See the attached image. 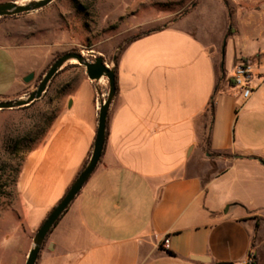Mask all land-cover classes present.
<instances>
[{"label": "crops", "instance_id": "1", "mask_svg": "<svg viewBox=\"0 0 264 264\" xmlns=\"http://www.w3.org/2000/svg\"><path fill=\"white\" fill-rule=\"evenodd\" d=\"M228 7L202 0L124 47L98 165L35 264H264V0ZM1 19L0 101L17 100L47 57L22 39L33 29ZM245 60L255 62L247 100L231 81ZM78 66L49 82L57 112L17 179L30 232L91 151L105 84Z\"/></svg>", "mask_w": 264, "mask_h": 264}, {"label": "rangeland", "instance_id": "2", "mask_svg": "<svg viewBox=\"0 0 264 264\" xmlns=\"http://www.w3.org/2000/svg\"><path fill=\"white\" fill-rule=\"evenodd\" d=\"M28 1L31 0H0V3L23 4ZM201 1L53 0L38 11L1 18L16 19L12 21L16 32L33 29L31 35L22 39L38 46L39 62L47 57L41 71L27 83L30 94L60 55L74 51L89 61L101 56L113 68L131 40L173 24ZM217 1L227 7L230 4V0ZM17 56L22 59L20 54ZM251 63L255 65V62ZM77 66L71 61L63 68ZM103 80L107 93L108 83ZM58 101L59 95L52 93L48 96L45 91L39 100L29 106L4 110L10 113L0 115V264H24L32 246L35 232L28 231L23 221L16 183L22 163L41 140L56 114ZM47 242L48 237L42 246ZM250 257L255 264L254 256Z\"/></svg>", "mask_w": 264, "mask_h": 264}, {"label": "water", "instance_id": "3", "mask_svg": "<svg viewBox=\"0 0 264 264\" xmlns=\"http://www.w3.org/2000/svg\"><path fill=\"white\" fill-rule=\"evenodd\" d=\"M52 1L53 0H31L23 4H18L16 2H2L0 3V18L38 11L50 4ZM71 61L76 62L77 65L84 68L85 74L91 82L97 83L100 80L106 79L108 83V91L106 93V98L101 102L99 107L97 127L88 162L73 180L64 196L58 201L54 208L51 209L36 230L32 239V246L24 264H35L42 244L44 243L48 233L55 227L56 222L60 220L61 216L76 198L98 165L105 143L107 113L116 91L115 70L114 67L110 68L101 56H97L93 61H89L80 53L74 51L67 52L60 55L52 63L42 79L39 81L38 85L30 94H28L27 97L17 100L0 101V111L19 109L29 106L42 97L49 82L66 63ZM33 77V74H29L24 81L29 82L33 79Z\"/></svg>", "mask_w": 264, "mask_h": 264}, {"label": "built area", "instance_id": "4", "mask_svg": "<svg viewBox=\"0 0 264 264\" xmlns=\"http://www.w3.org/2000/svg\"><path fill=\"white\" fill-rule=\"evenodd\" d=\"M254 78L253 66L250 60L240 61L233 68V82L234 87L238 90L241 98L247 100L253 89L251 88V82ZM103 97V96H102ZM160 248L162 250L169 249V238L164 237L161 241ZM253 260L250 256L246 257L243 260L236 261L233 264H252Z\"/></svg>", "mask_w": 264, "mask_h": 264}, {"label": "trees", "instance_id": "5", "mask_svg": "<svg viewBox=\"0 0 264 264\" xmlns=\"http://www.w3.org/2000/svg\"><path fill=\"white\" fill-rule=\"evenodd\" d=\"M230 33H231V29L228 31V35H229ZM57 58H58V57H57ZM117 61H118V59H116V61H115V63H114L115 74H116ZM231 81H232V84L234 85L233 79H232ZM212 109H213V102L210 103V114H212ZM92 147H93V143H92V146H91V151H92ZM91 151H90V153H89L88 159H89V157H90V155H91ZM88 159H87L86 162L84 163L83 167L87 164ZM83 167H82V169H83ZM82 169H81V170H82ZM81 170H80V171H81ZM80 171H79V172H80ZM79 172H78V174H79ZM78 174H77V175H78ZM77 175H76V176H77ZM75 178H76V177H75ZM67 190H68V189H67ZM65 193H66V192H65ZM53 208H54V207H53ZM68 208H69V207H68ZM67 210H68V209H67ZM67 210H66V211H67ZM66 211L64 212V214L66 213ZM64 214H63V215H64ZM63 215H62V216H63ZM62 216H61V218H62ZM61 218H60V219H61ZM58 221H59V220H58ZM57 223H58V222H56L55 226L57 225ZM51 231H52V230H50V232H51ZM50 232L48 233V235L50 234ZM48 235H47V237H48ZM47 237H46V238H47ZM42 247H43V246H42ZM42 247H41V249H42Z\"/></svg>", "mask_w": 264, "mask_h": 264}]
</instances>
